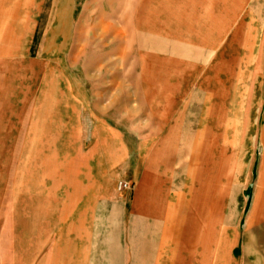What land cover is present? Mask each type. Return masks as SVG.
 I'll return each instance as SVG.
<instances>
[{
  "label": "crops",
  "instance_id": "0c3cea01",
  "mask_svg": "<svg viewBox=\"0 0 264 264\" xmlns=\"http://www.w3.org/2000/svg\"><path fill=\"white\" fill-rule=\"evenodd\" d=\"M156 42V82L168 83L156 115L190 114L178 84L256 81L264 0H156ZM243 125L260 134L240 138L236 119L232 139L214 123L188 138L163 121L147 148L130 129L91 139L79 124L70 149L28 160L42 182L19 198L26 217L10 221L2 264H264V121Z\"/></svg>",
  "mask_w": 264,
  "mask_h": 264
},
{
  "label": "rangeland",
  "instance_id": "374dc122",
  "mask_svg": "<svg viewBox=\"0 0 264 264\" xmlns=\"http://www.w3.org/2000/svg\"><path fill=\"white\" fill-rule=\"evenodd\" d=\"M158 46L156 0H0V264L10 221L26 217L19 201L25 186L42 182L28 160L70 149L79 124L91 139H116L112 134L130 129L147 148L156 145L163 121L183 125V135L188 128V138L214 123L232 139L236 119L240 138L260 134L243 124L264 121V50L256 52L262 67L255 82L229 76L224 83H180L189 97L176 105L190 114L159 120L156 90L168 83L156 82ZM212 90L225 97H209ZM194 92L202 97L192 98Z\"/></svg>",
  "mask_w": 264,
  "mask_h": 264
},
{
  "label": "built area",
  "instance_id": "2783aa9c",
  "mask_svg": "<svg viewBox=\"0 0 264 264\" xmlns=\"http://www.w3.org/2000/svg\"><path fill=\"white\" fill-rule=\"evenodd\" d=\"M117 189H119V190H122V189H130V185L127 182L119 181L117 183Z\"/></svg>",
  "mask_w": 264,
  "mask_h": 264
}]
</instances>
